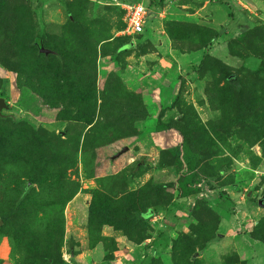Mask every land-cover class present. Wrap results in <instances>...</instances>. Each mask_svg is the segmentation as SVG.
<instances>
[{
	"label": "rangeland",
	"instance_id": "rangeland-1",
	"mask_svg": "<svg viewBox=\"0 0 264 264\" xmlns=\"http://www.w3.org/2000/svg\"><path fill=\"white\" fill-rule=\"evenodd\" d=\"M4 1L0 264H264V0Z\"/></svg>",
	"mask_w": 264,
	"mask_h": 264
},
{
	"label": "trees",
	"instance_id": "trees-1",
	"mask_svg": "<svg viewBox=\"0 0 264 264\" xmlns=\"http://www.w3.org/2000/svg\"><path fill=\"white\" fill-rule=\"evenodd\" d=\"M163 1L164 0H149L148 2L151 3V5L158 6L160 8L164 4ZM4 2V0H0V16L5 7ZM148 29L149 28L147 27L146 23L144 31L135 36H144ZM38 43H40V40H38ZM178 100L179 95H176L173 101V105H176ZM173 128L174 126L170 121L164 122L162 121L161 117L158 118L155 124V131L157 132ZM167 150L170 152L172 158L174 159L173 163L175 165V171L178 174L176 186L179 192V197H186L194 188H197L196 185L199 186L201 182L200 172L198 171V161L200 159V153L192 150V148L184 139L178 145L170 147Z\"/></svg>",
	"mask_w": 264,
	"mask_h": 264
},
{
	"label": "built area",
	"instance_id": "built-area-1",
	"mask_svg": "<svg viewBox=\"0 0 264 264\" xmlns=\"http://www.w3.org/2000/svg\"><path fill=\"white\" fill-rule=\"evenodd\" d=\"M148 3L143 0H125L118 4L122 8L128 34L137 35L144 31L150 11Z\"/></svg>",
	"mask_w": 264,
	"mask_h": 264
},
{
	"label": "water",
	"instance_id": "water-1",
	"mask_svg": "<svg viewBox=\"0 0 264 264\" xmlns=\"http://www.w3.org/2000/svg\"><path fill=\"white\" fill-rule=\"evenodd\" d=\"M249 3H254L252 0H245ZM41 51L44 50L42 47H40ZM3 110H9V105L7 104L6 100L4 97L0 96V117L1 118H6L8 116H10L13 121H19L20 119L16 118L12 113H8V114H5L3 113ZM123 150H126V148H124ZM122 153V152H120ZM31 183L28 181L25 183V186H30ZM260 204V203H259Z\"/></svg>",
	"mask_w": 264,
	"mask_h": 264
},
{
	"label": "crops",
	"instance_id": "crops-1",
	"mask_svg": "<svg viewBox=\"0 0 264 264\" xmlns=\"http://www.w3.org/2000/svg\"><path fill=\"white\" fill-rule=\"evenodd\" d=\"M169 130H173V129H169ZM165 131V130H164ZM167 131V130H166Z\"/></svg>",
	"mask_w": 264,
	"mask_h": 264
}]
</instances>
